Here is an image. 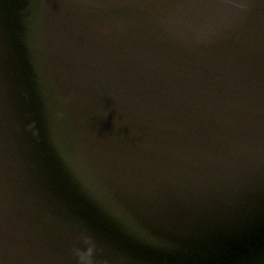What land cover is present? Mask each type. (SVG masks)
Here are the masks:
<instances>
[{
    "label": "water",
    "instance_id": "water-1",
    "mask_svg": "<svg viewBox=\"0 0 264 264\" xmlns=\"http://www.w3.org/2000/svg\"><path fill=\"white\" fill-rule=\"evenodd\" d=\"M264 264V0H0V264Z\"/></svg>",
    "mask_w": 264,
    "mask_h": 264
},
{
    "label": "clouds",
    "instance_id": "clouds-1",
    "mask_svg": "<svg viewBox=\"0 0 264 264\" xmlns=\"http://www.w3.org/2000/svg\"><path fill=\"white\" fill-rule=\"evenodd\" d=\"M85 248H74L73 253L78 258V264H95L94 253L96 252V243L89 236H82Z\"/></svg>",
    "mask_w": 264,
    "mask_h": 264
}]
</instances>
